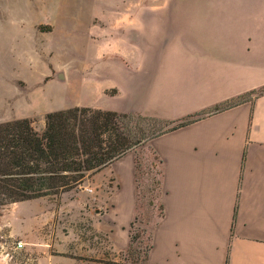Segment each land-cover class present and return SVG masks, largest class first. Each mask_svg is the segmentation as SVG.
<instances>
[{"label": "crops", "instance_id": "0c3cea01", "mask_svg": "<svg viewBox=\"0 0 264 264\" xmlns=\"http://www.w3.org/2000/svg\"><path fill=\"white\" fill-rule=\"evenodd\" d=\"M42 2L54 13L90 0ZM100 14L111 33L99 48L116 55L122 76L104 96L115 107L85 104L197 117L144 143L159 168L144 264H264V93L211 111L264 86V0H118ZM86 183L108 206L95 211L111 240L127 245L138 214L135 154Z\"/></svg>", "mask_w": 264, "mask_h": 264}, {"label": "rangeland", "instance_id": "374dc122", "mask_svg": "<svg viewBox=\"0 0 264 264\" xmlns=\"http://www.w3.org/2000/svg\"><path fill=\"white\" fill-rule=\"evenodd\" d=\"M42 1L0 0V122L29 118L38 132L49 111L85 103L115 107L104 96L115 95L110 85L122 76L116 55L98 43L111 33L100 13L118 0H90L83 10L66 12L55 6L54 13ZM129 123L152 124L136 118ZM129 151L135 154L138 214L127 245L113 243L112 228L95 211L108 208L93 184L85 187L96 171L70 191L0 206V264H141L159 168L144 143Z\"/></svg>", "mask_w": 264, "mask_h": 264}, {"label": "trees", "instance_id": "16d2710c", "mask_svg": "<svg viewBox=\"0 0 264 264\" xmlns=\"http://www.w3.org/2000/svg\"><path fill=\"white\" fill-rule=\"evenodd\" d=\"M262 93L264 86L225 101L211 111L251 100ZM134 118L152 124L147 128L132 125L129 121ZM195 119L189 115L181 120H167L72 106L47 112L41 132L35 130L29 118L0 122V206L70 191L89 173L106 167L133 147Z\"/></svg>", "mask_w": 264, "mask_h": 264}, {"label": "built area", "instance_id": "2783aa9c", "mask_svg": "<svg viewBox=\"0 0 264 264\" xmlns=\"http://www.w3.org/2000/svg\"><path fill=\"white\" fill-rule=\"evenodd\" d=\"M18 245H21V244H18Z\"/></svg>", "mask_w": 264, "mask_h": 264}]
</instances>
